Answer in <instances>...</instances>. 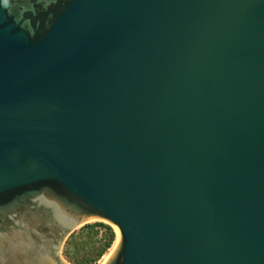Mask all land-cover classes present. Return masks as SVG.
<instances>
[{
	"label": "water",
	"instance_id": "obj_1",
	"mask_svg": "<svg viewBox=\"0 0 264 264\" xmlns=\"http://www.w3.org/2000/svg\"><path fill=\"white\" fill-rule=\"evenodd\" d=\"M264 264V0H0V264Z\"/></svg>",
	"mask_w": 264,
	"mask_h": 264
},
{
	"label": "rangeland",
	"instance_id": "obj_2",
	"mask_svg": "<svg viewBox=\"0 0 264 264\" xmlns=\"http://www.w3.org/2000/svg\"><path fill=\"white\" fill-rule=\"evenodd\" d=\"M101 223L104 226L110 227L114 234H115V241L117 240V233L115 228L112 225H109L103 221H91L86 225H95ZM86 225L79 227L75 229L66 239L63 249H62V256L63 258L70 264H76L75 259H83L85 256L87 257V253L94 249V246L98 247L99 243L96 241H103L104 235H105V229L102 227L97 228L99 230V235L95 238H93V241H90V238L86 232H81L83 227ZM114 241V243H115ZM114 243L112 246L107 250V252L95 263L93 264H100V262L103 260V258L110 254L111 249L114 246ZM78 245V246H77Z\"/></svg>",
	"mask_w": 264,
	"mask_h": 264
},
{
	"label": "trees",
	"instance_id": "obj_3",
	"mask_svg": "<svg viewBox=\"0 0 264 264\" xmlns=\"http://www.w3.org/2000/svg\"><path fill=\"white\" fill-rule=\"evenodd\" d=\"M102 227L105 229V235L103 238V241H96L99 243V246H94V249L87 253V257L83 259H75L76 264H93L96 261H98L106 252L107 250L112 246V244L115 241V234L113 230L108 227L104 226L101 223L95 224V225H86L83 227L81 232H86L90 238V241H93V238L97 237L99 235V230L97 228ZM78 246V245H77Z\"/></svg>",
	"mask_w": 264,
	"mask_h": 264
},
{
	"label": "bare ground",
	"instance_id": "obj_4",
	"mask_svg": "<svg viewBox=\"0 0 264 264\" xmlns=\"http://www.w3.org/2000/svg\"><path fill=\"white\" fill-rule=\"evenodd\" d=\"M114 227V226H113ZM115 228V227H114ZM115 230H116V233H117V240L115 241V243H114V246H113V248L111 249V252L113 251V249H114V247H115V245L117 244V241H118V232H117V229L115 228ZM110 252V253H111ZM109 255L110 254H108V255H106L104 258H103V260L100 262V264H103L106 260H107V258L109 257Z\"/></svg>",
	"mask_w": 264,
	"mask_h": 264
}]
</instances>
